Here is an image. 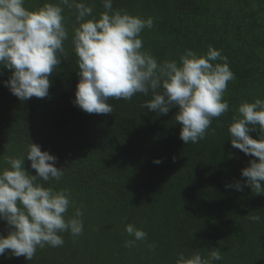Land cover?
<instances>
[{
    "label": "trees",
    "instance_id": "16d2710c",
    "mask_svg": "<svg viewBox=\"0 0 264 264\" xmlns=\"http://www.w3.org/2000/svg\"><path fill=\"white\" fill-rule=\"evenodd\" d=\"M46 2L26 0L25 7L35 10ZM87 3L97 18L104 11L101 0ZM237 8L228 7L227 0H113L114 11L153 18V28L140 35L158 62L179 63L186 49L205 54L210 45L228 58L235 76L224 94L229 110L213 118L196 144L180 139L178 109L159 115L141 107L151 95L110 98L114 112L109 114H89L73 104L80 78L72 9L64 11L67 58L60 57L50 76L47 97L20 101L4 84L12 70H2L0 169L8 167L4 157L24 155L31 141L57 156L56 166L66 171L51 186L70 191L75 206L67 217L83 206L84 230L78 237L63 233L62 246L38 248L31 261L9 257L6 250L0 264H176L180 252L207 257L212 248L223 257L214 264H264V193L225 187L243 184L247 178L241 171L254 158L231 146L232 117L242 102L264 100V0L243 7L238 2ZM232 12L239 15L230 17ZM30 165L25 158V169L36 175ZM128 223L147 232L132 248L124 246L134 239L125 231ZM9 231L0 220V234Z\"/></svg>",
    "mask_w": 264,
    "mask_h": 264
},
{
    "label": "clouds",
    "instance_id": "9594fccd",
    "mask_svg": "<svg viewBox=\"0 0 264 264\" xmlns=\"http://www.w3.org/2000/svg\"><path fill=\"white\" fill-rule=\"evenodd\" d=\"M25 3L0 0V75L3 69L12 70L4 84L20 101L49 95L50 76L60 65V57L67 58L64 42L69 39V31L64 11L68 8L75 14L71 40L80 78L73 104L81 110L109 114L114 112L110 98L131 101L137 94L151 95L141 107L159 115L178 109L174 119L182 125L180 139L185 145L203 140L213 118L228 112L224 94L235 76L228 58L211 45L205 54L186 49L179 63L158 62L150 50L144 49L140 35L153 28L152 17L114 11L113 0H101L104 11L98 18L87 0H48L35 10ZM257 131L258 138H253L250 133ZM228 132L231 146L254 158L241 171L247 178L243 184L237 181L225 187L238 191L249 187L257 195L264 193V100L242 102ZM25 158L31 161L36 175L25 169ZM4 162L8 167L0 169V220L6 221L10 231L6 236L0 234V256L10 250L9 257L24 256L31 261L38 248L62 246L63 233L82 235L83 206L67 217L69 208L75 206L70 191L51 186L66 171L56 166L57 156L41 151V146L31 141L24 155L6 156ZM251 219L258 221L260 217ZM125 231L134 237L125 241V247L132 248L137 241L147 239V232L135 224H126ZM222 258L218 248L210 249L207 257L199 251L190 256L180 252L176 264H214Z\"/></svg>",
    "mask_w": 264,
    "mask_h": 264
},
{
    "label": "rangeland",
    "instance_id": "374dc122",
    "mask_svg": "<svg viewBox=\"0 0 264 264\" xmlns=\"http://www.w3.org/2000/svg\"><path fill=\"white\" fill-rule=\"evenodd\" d=\"M238 2H240L242 4V7H243L247 2H250V3L254 4L255 0H236V1L235 0H227L228 7L237 8L238 7ZM232 13L233 14H231L230 17H234V16H238L239 15V12H237V13L232 12ZM245 13H247V12H245ZM242 18H244V17H242Z\"/></svg>",
    "mask_w": 264,
    "mask_h": 264
}]
</instances>
